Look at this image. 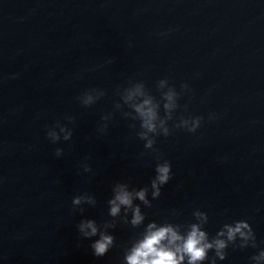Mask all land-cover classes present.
Returning a JSON list of instances; mask_svg holds the SVG:
<instances>
[{
    "label": "clouds",
    "instance_id": "obj_1",
    "mask_svg": "<svg viewBox=\"0 0 264 264\" xmlns=\"http://www.w3.org/2000/svg\"><path fill=\"white\" fill-rule=\"evenodd\" d=\"M141 87L144 88L145 91H148L144 84H142ZM188 87L186 83L181 85L182 90L188 89ZM125 93H127L126 96ZM134 94L144 95L145 92H141L140 89H137L136 93H130L127 87H124L119 93L120 99H131ZM104 95L105 92L101 89H90L85 91L78 99L82 106L89 107L94 105ZM174 95H176V92L170 91L165 94V98L171 101ZM150 103V99H145L143 104L130 106L129 111L122 113L125 118H129L132 121H139L140 130L137 132V136L145 142V149H153L157 136L163 135L167 137L173 130L170 129V127H162V130L158 129L155 123L158 119L155 107H158V105L146 108L145 106ZM163 107L167 110L171 105L164 104ZM176 107L178 108L179 105ZM185 108H187V106H185ZM131 109H134V112ZM111 118V113L102 116L101 119L104 123L97 128L98 133L103 134L107 131V122ZM173 118V115L165 111L164 115L160 117V123L163 125L165 121H171ZM213 118L214 116H209V119ZM69 119L73 118L69 117ZM203 119L204 118L201 116L182 115L179 117L178 123L173 125V128L185 129L190 133H195L201 126ZM133 127H135V124H133ZM71 137L72 132L68 131L63 139L68 141ZM59 139L60 137H55L53 143ZM55 155L57 157L62 156L63 149L57 148L55 150ZM81 167L84 172L92 171L91 166L86 161L82 162ZM155 172L156 175L150 183L152 199L159 198L161 195V188L172 178L171 163L168 160H161L157 157ZM128 188L129 184L127 182H116L113 188V197L107 201L109 205L108 215L113 218L117 217L121 213V206H124L125 223H130L133 227H137L145 220V216L142 215L139 205H133V194L143 202L145 207H151L150 201L146 198L149 186L142 187L139 191H136L134 188L132 191H128ZM82 202L95 205L96 199L94 196L84 193L82 195H76L72 200L74 206H78ZM129 210L132 213L130 222L127 221V212ZM73 211H76V209L73 208ZM80 211L83 212V209H80ZM234 224V227L228 224L224 225V228L227 229L226 240L213 237V242H208L206 231H202L197 224H192L190 226V231H188L186 235H181L178 228H174L171 224H165L157 228L155 222H150L147 225L143 238L136 242L131 248L130 253L126 255L127 264H185L186 258V264H203L205 261H208V264H216L217 259L221 261L226 259V250L229 246L241 249L247 247L256 248V237L251 225L246 220H238L235 221ZM76 227L81 239H92L93 237L99 236V238L93 240L90 245L94 256L98 258L103 257L114 247V236L101 231L94 220H81ZM104 227H115V225L106 221ZM242 229H246L247 231H242ZM237 234L245 239L250 238L252 243L247 246L240 245L236 240ZM224 235L225 232L223 230H219L215 234L216 237H222ZM210 251L214 253V257L212 258L209 257ZM261 257H264V249H261L258 254L251 257L252 264L253 261Z\"/></svg>",
    "mask_w": 264,
    "mask_h": 264
}]
</instances>
